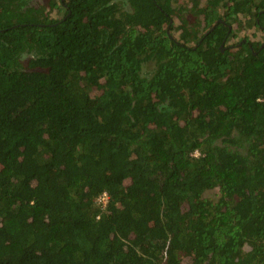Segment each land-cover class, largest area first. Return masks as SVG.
Masks as SVG:
<instances>
[{"label": "trees", "instance_id": "1", "mask_svg": "<svg viewBox=\"0 0 264 264\" xmlns=\"http://www.w3.org/2000/svg\"><path fill=\"white\" fill-rule=\"evenodd\" d=\"M29 2L0 0V264H264V0Z\"/></svg>", "mask_w": 264, "mask_h": 264}, {"label": "rangeland", "instance_id": "2", "mask_svg": "<svg viewBox=\"0 0 264 264\" xmlns=\"http://www.w3.org/2000/svg\"><path fill=\"white\" fill-rule=\"evenodd\" d=\"M49 1L50 0H30V4L31 5H35V6H44V5H48L49 6ZM49 10V8H48ZM50 16L52 17H56V16H62L64 14V12H59L58 9H50L49 10ZM175 22L176 24L180 23V19L178 17L175 18ZM175 33H178L177 29L175 30ZM242 37V35H238L236 38H234L232 41H229L228 44H231L233 42H236L239 40V38ZM259 37L258 35L253 37V38H257ZM31 56V54H24L23 55V59L27 60L29 57ZM152 70V66L149 65H145L143 68V73H150V71ZM218 194V189L214 188V189H210L206 192V195L211 196V197H215Z\"/></svg>", "mask_w": 264, "mask_h": 264}, {"label": "built area", "instance_id": "3", "mask_svg": "<svg viewBox=\"0 0 264 264\" xmlns=\"http://www.w3.org/2000/svg\"><path fill=\"white\" fill-rule=\"evenodd\" d=\"M192 154L193 155H199L200 154V151L198 150V149H196V150H194L193 152H192ZM108 198H109V196H108V193L107 192H104L99 198H98V200H101L103 203H104V205L107 203V201H108Z\"/></svg>", "mask_w": 264, "mask_h": 264}]
</instances>
